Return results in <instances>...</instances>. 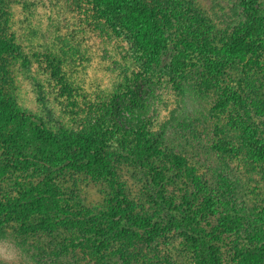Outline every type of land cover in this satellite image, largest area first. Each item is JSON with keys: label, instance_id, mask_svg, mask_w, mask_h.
Segmentation results:
<instances>
[{"label": "trees", "instance_id": "1", "mask_svg": "<svg viewBox=\"0 0 264 264\" xmlns=\"http://www.w3.org/2000/svg\"><path fill=\"white\" fill-rule=\"evenodd\" d=\"M81 1L87 4H75ZM207 1L210 10L196 0H92L91 10L109 23L110 17L123 22L147 71L168 59L167 70L193 86L194 97L185 96L190 106L195 100L205 109L201 98H212L204 112L215 120L213 139L204 153L208 166L221 171L212 168L210 177L199 161L164 146L168 125L147 133L123 131L114 121L117 133H55L21 110L7 70L21 51L0 0V238L33 241L44 250L36 247V259L75 255L78 264H153L136 257L135 238H159L161 217L132 215L131 188L121 181L129 171L153 184L165 179L183 186L170 222L192 247L193 264H264V0ZM230 164L241 177L226 175ZM88 189L103 192L109 208L94 206ZM215 216L218 226L209 233L202 224Z\"/></svg>", "mask_w": 264, "mask_h": 264}, {"label": "rangeland", "instance_id": "2", "mask_svg": "<svg viewBox=\"0 0 264 264\" xmlns=\"http://www.w3.org/2000/svg\"><path fill=\"white\" fill-rule=\"evenodd\" d=\"M86 2L5 0L7 28L21 51L8 61L7 68L14 103L41 118L55 133L61 128L74 134L101 130L110 134L112 128V132L117 133L114 121H119L118 126L123 131L138 128L147 133L168 125L169 139H165L164 146L190 155L191 162L199 161L200 171L208 177L210 172L213 174L212 168L221 171L217 165L208 166L209 156L204 153L213 139L210 131L215 120L204 112L212 105V98H201L203 105L207 104L205 109L195 100V106H190L185 96L189 100L194 97L193 86L179 82L171 74L172 70H167L169 60L163 58L147 71L123 22L110 17L109 23L98 11L91 10L92 0ZM196 2L197 6L210 10L207 0ZM82 5L87 8V17L83 8L80 9ZM100 23L103 31H100ZM6 74L2 76L8 78ZM111 103L117 104L115 110H111ZM98 120H103L102 125ZM205 167L209 170L203 169ZM229 169L232 171L224 172L226 175L234 179L241 177L239 167L231 165ZM125 180L131 188L132 198L127 201L132 215H158L162 222L155 231L162 235L156 240L148 243L135 238V251L140 250L141 258L136 257L153 264H165V259L166 264H193L192 247L170 222L176 217L183 186L165 179L153 184L151 178L144 175L139 178L129 171L121 178L122 182ZM89 191L94 206L101 202L99 208H109L106 200L102 202L103 192ZM218 219L219 216H215L205 220L203 229L210 233L218 226ZM12 238L11 235L0 238V264L77 263L74 253L70 254L73 257L62 256L57 260L38 257L37 260L33 256L39 250L44 251L40 246H36L37 250L33 241L17 244ZM250 249L255 251L252 246L248 251Z\"/></svg>", "mask_w": 264, "mask_h": 264}]
</instances>
